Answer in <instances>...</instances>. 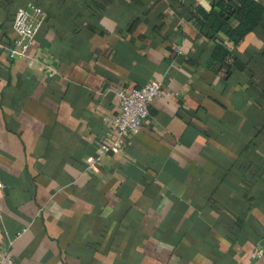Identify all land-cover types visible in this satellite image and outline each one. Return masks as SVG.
Wrapping results in <instances>:
<instances>
[{"label": "crops", "instance_id": "obj_1", "mask_svg": "<svg viewBox=\"0 0 264 264\" xmlns=\"http://www.w3.org/2000/svg\"><path fill=\"white\" fill-rule=\"evenodd\" d=\"M214 1L0 0V256L264 264V16L239 42L209 36L191 10ZM18 6L47 18L12 59ZM154 79L174 96L88 168L120 89Z\"/></svg>", "mask_w": 264, "mask_h": 264}, {"label": "built area", "instance_id": "obj_2", "mask_svg": "<svg viewBox=\"0 0 264 264\" xmlns=\"http://www.w3.org/2000/svg\"><path fill=\"white\" fill-rule=\"evenodd\" d=\"M46 11L40 6L27 9L18 6L14 14L13 30L15 40L6 47L8 55L12 59L28 56V50L41 24L46 20ZM179 52L182 53L180 48ZM174 96L169 89L165 88L162 80L154 79L143 86L136 88L123 87L119 91L120 111L113 118L112 127L115 129L116 138L111 142L101 140L98 143L101 154L98 158L89 160L88 168L94 172H99V159L109 152H119L123 149L126 139L142 129L144 122L151 116V105L157 97ZM4 185L0 182V188ZM260 252L255 249L251 253L253 258ZM0 264H16L14 258L6 253L0 256Z\"/></svg>", "mask_w": 264, "mask_h": 264}, {"label": "trees", "instance_id": "obj_3", "mask_svg": "<svg viewBox=\"0 0 264 264\" xmlns=\"http://www.w3.org/2000/svg\"><path fill=\"white\" fill-rule=\"evenodd\" d=\"M195 20L201 23L202 27L211 23L209 36L222 31L231 37L235 42H239L263 19L264 6L262 0H215L209 11L203 7H196L191 10ZM239 20V24L233 26L231 20ZM213 55L218 60L229 55L228 51L216 43Z\"/></svg>", "mask_w": 264, "mask_h": 264}]
</instances>
